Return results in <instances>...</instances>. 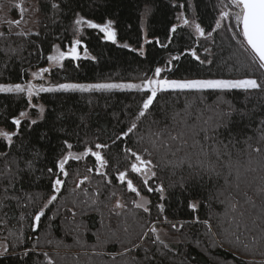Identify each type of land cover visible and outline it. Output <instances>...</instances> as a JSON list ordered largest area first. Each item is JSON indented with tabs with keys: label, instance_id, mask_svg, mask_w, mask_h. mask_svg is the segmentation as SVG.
<instances>
[{
	"label": "trees",
	"instance_id": "trees-1",
	"mask_svg": "<svg viewBox=\"0 0 264 264\" xmlns=\"http://www.w3.org/2000/svg\"><path fill=\"white\" fill-rule=\"evenodd\" d=\"M228 2L33 0L29 8L35 18L32 28L5 24L9 17H19L17 9L6 8L0 11V84L23 83L30 79L31 70L49 67V82L53 84L141 81L153 76L156 67H165L170 59L171 71L162 74L168 79L247 77L264 84V70L251 63L239 43L242 37L233 38V19H224L211 37H199L176 20L177 13L183 12L189 20L200 23L206 33L210 32ZM53 3L59 7L53 8ZM77 13L97 23L115 21L116 43L104 40L97 29L86 26L75 33ZM173 24L179 26L175 34L170 33ZM21 32L25 35L17 34ZM144 34L151 43L145 42ZM75 38L82 41L80 58L69 57L51 67L47 57L53 53V46L66 51ZM191 49L196 50L200 60L191 55ZM177 56L179 60L172 59ZM145 98L135 89L42 92L34 99L43 105L41 113L29 106L23 93H0V128L18 131L11 144L0 138V153L4 154L0 155V239L7 249L0 254V264H264V221L257 218L264 206L259 195V189L264 187V154L254 151L257 147L264 149V91L159 93L146 114L138 117ZM230 107L236 111L228 129L219 130V138L227 142L229 132L235 134L229 151L231 160L240 164L239 190L235 189L234 174L228 177L232 183L225 185L227 167L220 169L219 178L189 180L187 165L174 168L169 163L183 158L185 152L194 153L191 147L173 155L178 142L171 145V151L154 146V142L159 143L154 133L165 124L172 127L173 134L180 127H173L175 113L184 116L190 112L189 123L199 116L197 123L211 128ZM241 109L245 115H241ZM21 112H27V116L21 118ZM15 118L21 119L18 129L13 123ZM32 120L36 123L32 124ZM133 121L137 127L122 136ZM65 140L73 145L71 151L75 154L89 147L96 150L97 143L107 144L101 151L108 164L97 172L95 157L91 155L69 160L65 165L68 176H63L55 164L68 151ZM126 149L159 164L157 177L147 187L142 177L131 172L134 157ZM145 149L152 153L151 157ZM192 159L195 162L194 154ZM228 159L223 156L220 164ZM49 168L53 173L48 172ZM122 171L128 174L126 179L133 181L140 196L150 201L149 212L133 203L139 196L128 190L126 181L121 183L118 179ZM57 176L64 180L59 193L51 186ZM181 177L185 179L183 187L179 184ZM161 182L165 187L163 199L161 193L148 191V187L154 189ZM229 191L241 202L247 228L237 229L226 204L219 202ZM244 191L248 197L242 195ZM220 192L224 194L218 195ZM54 194L57 199L48 203ZM248 198L255 202L254 208L243 203ZM118 200L125 207H114ZM190 201H201L197 211L188 207ZM159 204L164 205L163 212L157 207ZM40 209L44 215L36 222L34 217ZM196 216L201 221L210 220L211 229L194 222ZM153 225L164 227L178 238L177 243L167 247L165 243H153ZM134 244L140 246L133 247ZM126 248L130 251L125 252Z\"/></svg>",
	"mask_w": 264,
	"mask_h": 264
},
{
	"label": "snow or ice",
	"instance_id": "snow-or-ice-1",
	"mask_svg": "<svg viewBox=\"0 0 264 264\" xmlns=\"http://www.w3.org/2000/svg\"><path fill=\"white\" fill-rule=\"evenodd\" d=\"M16 8L20 9L21 19H23V13L26 9L23 7L22 3H18L15 5ZM53 8H58L59 5L56 3L52 4ZM180 7H184V5H180ZM226 9V10H224ZM224 19H233L235 21L234 27L235 31H232L233 38L242 37L239 40L241 47L248 54L250 61L253 65H256L260 70H264V0H229L228 4L223 5L222 10L219 13V18L215 22V27L212 31L207 32L204 27L201 26L200 23L196 22L195 19L189 20L185 17L183 12H178L176 15V20L180 22L181 25L192 28L196 35L199 37H204L207 35L208 37L212 36V32H215L217 29L221 27V22ZM10 23H15L19 25L21 20L11 21ZM75 25V33H80L83 31L84 27L90 29H97L100 33L103 34V39L107 41H111L116 43L117 41V31L115 28V21L112 19H107L104 23H97L92 19H87L83 15L79 13L76 14V18L74 21ZM178 25L173 24L170 28V33H177ZM232 30L231 26L230 29ZM18 35H25V33H17ZM3 35V33H0ZM172 36H169V40L171 41ZM146 43H151V41H145ZM82 41L79 38H75L71 41L70 47L64 51L61 50L59 45H54V51L51 55L47 57L48 61H51L54 64H60L66 58H72L73 60H77L80 58L79 47ZM159 43V40H157ZM162 47H166V45H161ZM123 47H128L127 44H124ZM136 49H133L135 51ZM84 55L87 58L89 56L88 49L85 46ZM207 51V49H205ZM191 55L195 57L196 60H200L199 55L195 49L190 50ZM140 54L143 55V49L141 48ZM95 59V57H91ZM172 59L179 60V56L173 57ZM172 60L170 59L165 67H156L153 72V76L141 79L140 83H92V84H80V83H64L59 84L55 88L53 87H44L42 84L37 86L32 84L31 82L27 84H0V93H26L29 100L34 95H39L41 92H53V91H64V92H74V91H110L113 89H135L139 92L144 93L146 98L143 100L142 107L138 113V117H143L146 112L150 109V106L153 105V102L156 100L159 93H168V92H200L203 93L206 90H210L212 92H228L231 90H243L248 92L250 90H260L264 91V84H261L255 78H242V79H168L167 77H163L162 74L166 71H171L168 67V64H171ZM203 63V61H201ZM48 68H42L39 72L32 73L33 77L40 76L45 72H48ZM34 107V106H33ZM236 111V109L231 108L227 112H222L220 114V120L215 122L211 128L201 127L199 123L200 117H196V121L189 123L188 117L191 116L190 112H185L184 116H181L179 112L175 113L172 117L173 127L176 125H180L179 128L176 129L175 134L172 132V127L168 124H165L164 128L160 129L154 135L156 136V140L159 142L158 145L154 142V146L158 148H165L167 151H171V145L174 142H178V146L176 147L173 155H176L177 152L184 151L185 149L191 147L195 150L192 152H185V156L180 158L177 161H169L173 165L174 168H180L184 165H187L189 169V180L191 179H200L202 180L204 176H207L209 180L213 178H219L222 175L221 168L227 167L228 174L225 176V185H229L232 181L229 180L228 177H235V189H240V177L242 175L240 170L239 161L233 162L231 160V153L229 151L230 147L234 146V140L232 137L235 135L234 133L229 132V138L227 142L225 140L220 139L221 128L228 129L229 124L231 123L232 113ZM241 115H245L243 109L239 110ZM40 112H44L43 106L40 107ZM27 116V113L21 112L20 117L23 118ZM179 117V119H177ZM227 117V120L224 118ZM13 123L17 126V129L21 125V119L15 118ZM32 124L36 123V120L31 121ZM204 124H207L208 121H203ZM262 124V132L261 137L264 139V121ZM137 124L135 121L131 124V126L127 129L126 132L121 133L122 136H127L131 133ZM18 135V131L16 132H8L3 129H0V137L5 139L8 144H11L13 141V137ZM117 139H120L118 136ZM250 139V138H249ZM189 140L192 141L191 145H189ZM68 151L65 155H63L60 159L56 161L55 167L59 169V172L63 176H68V172L65 170V165L68 164L69 160H81L84 157L91 155L95 157L96 161V171L100 172L107 164L108 161L105 159L102 154V149L108 147L107 144H95V149L89 147L86 148L82 153L75 154L71 151L73 145L68 143L67 140L63 142ZM211 144V147H209ZM251 147V145H249ZM151 157L152 153L148 151V149L144 150ZM254 151L258 154H264V149L259 147L255 148ZM126 152L131 153L132 157H134L133 162L130 165L131 172L138 174L143 178L144 186L149 185V181L153 178L157 177L156 169L159 167V164L153 163L152 159H145L143 155L137 154L131 149H126ZM193 154L196 159L193 162ZM0 155H4L0 153ZM215 157V160L212 157ZM223 156H228L229 159L226 160L223 164H220L221 158ZM28 165H31V162H27ZM264 166V165H262ZM7 169V165H6ZM91 171V169H89ZM49 173H53V169H48ZM103 175V173H101ZM174 174V173H173ZM126 172H119L118 179L121 183L126 181L127 188L131 192L135 193L137 196H140V191L136 186H134L133 181L127 178ZM88 176L84 177V180H87ZM83 183V180L80 181ZM64 184V180L57 176L52 182V188L56 193H59L61 186ZM179 184L181 187L185 184L184 177H181ZM175 186V184L171 185ZM148 191H156L161 193V199H163V193L165 192V187L161 182L160 185L156 186L154 189L152 187H148ZM223 192H220L218 195H223ZM114 195V194H113ZM244 197H248L247 191L242 193ZM259 195L261 199L264 200V187L259 189ZM57 196L54 194L50 197L48 203L55 201ZM221 204H226L227 211L231 215V219L235 222V226L237 229L241 227L247 228L246 220H245V211L241 210V202L236 198V195L233 194L232 191H229L224 200L219 201ZM137 208H141L144 212H149L150 208L148 205L150 201L141 196V201H133ZM245 204H251V206L255 207V202L251 200V198L245 199L243 201ZM201 206V201H190L188 203V207L193 211H197ZM116 208L125 207L119 200L116 201ZM159 210L163 212L164 205H157ZM44 215V210L40 209L39 212L36 213L34 219L36 222H39L41 217ZM261 221H264V206H262L259 216L257 217ZM166 219V218H165ZM194 222L203 223L211 229L212 225L210 220L205 219L203 221L200 220L199 216L195 217ZM173 228L176 227L175 224L172 225ZM183 227V224H181ZM264 228V225H262ZM151 233L155 234V240L153 243L159 242L161 244L164 241L161 239L157 228L153 225L150 229ZM144 235H147L145 233ZM235 235V233H233ZM236 239L239 240L240 237L236 235ZM140 245L134 244L133 247H139ZM2 247V246H0ZM167 247V245H165ZM6 252L7 249L4 248ZM130 249H125V252H129ZM27 254V253H25ZM45 256L48 254L45 253ZM147 258V257H146Z\"/></svg>",
	"mask_w": 264,
	"mask_h": 264
},
{
	"label": "rangeland",
	"instance_id": "rangeland-1",
	"mask_svg": "<svg viewBox=\"0 0 264 264\" xmlns=\"http://www.w3.org/2000/svg\"><path fill=\"white\" fill-rule=\"evenodd\" d=\"M32 1L33 0H0V11H2V10L6 11L7 10L6 8H13V9H17V12L19 14L18 19H15V18L12 19V18L9 17L5 21V24H12L14 26H19L21 28H25V27L32 28L35 25V18H33L32 17L33 15H31L30 12H29V8L32 7ZM18 3H22L23 7L26 9V11L23 13V19H21L20 9L15 7V5L18 4ZM29 16L31 18H29ZM15 20H21V23L19 25H16L15 23H10L11 21H15ZM144 40H146L145 34H144ZM54 65H57V64H54V63L51 62L50 66L53 67ZM49 69H50V67H49ZM39 71H40V69L31 70L30 79L28 81H25V82L21 83V84H27V83L31 82L32 84L37 85V86L42 84L44 87H53V88H55L56 86L59 85V84H53V83L49 82L48 72H45V73H43L40 76L33 77L32 73H36V72H39ZM100 83H140V81H133V82L112 81V82H100ZM82 84H92V83H82ZM113 90H125V89H113ZM23 94L28 99L29 106L30 107L34 106V108H36L40 112V107L43 106V105L38 103V102H34V99L38 95H34L31 98V100H29L27 94L26 93H23ZM25 113H27V112H25ZM0 129H2V128H0ZM0 138H2V137H0ZM137 201L138 202L141 201V196L138 197ZM156 228L158 230V233H159L161 239L164 241V243L166 245L171 246V245L177 243L178 238L175 237V236L170 235L164 227H158L157 226ZM0 246H2V247H0V254H2V253L5 252L4 248H6V243L2 239H0Z\"/></svg>",
	"mask_w": 264,
	"mask_h": 264
}]
</instances>
